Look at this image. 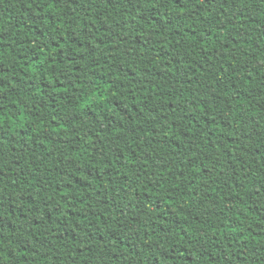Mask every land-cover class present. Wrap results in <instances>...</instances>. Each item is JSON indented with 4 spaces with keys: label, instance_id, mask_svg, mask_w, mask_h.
Returning a JSON list of instances; mask_svg holds the SVG:
<instances>
[{
    "label": "trees",
    "instance_id": "16d2710c",
    "mask_svg": "<svg viewBox=\"0 0 264 264\" xmlns=\"http://www.w3.org/2000/svg\"><path fill=\"white\" fill-rule=\"evenodd\" d=\"M0 264H264V0H0Z\"/></svg>",
    "mask_w": 264,
    "mask_h": 264
}]
</instances>
